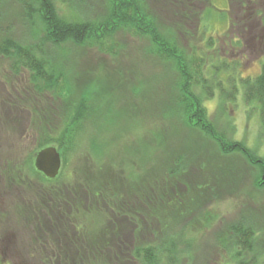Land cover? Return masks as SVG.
Masks as SVG:
<instances>
[{
  "label": "rangeland",
  "instance_id": "obj_1",
  "mask_svg": "<svg viewBox=\"0 0 264 264\" xmlns=\"http://www.w3.org/2000/svg\"><path fill=\"white\" fill-rule=\"evenodd\" d=\"M72 1L77 7L78 1ZM107 1L84 0V10L79 9L82 12L79 15L101 14L105 12ZM148 1L151 8L160 5L158 0ZM211 2L210 21L197 27L194 23L183 25L181 31L186 28L192 36L180 43L185 52L195 50L206 57L212 68L207 67L204 78L211 84L212 80L213 84L218 82L225 90L231 89V81H234L237 86L235 100L224 97L227 90L219 93L217 89H213L214 98L205 99L208 117L227 139L243 142L257 157L264 159V126L259 109L246 103L243 97V80L258 75L264 49L253 50L244 40L248 36L243 40L237 38V34L244 33L241 26L227 27L226 0ZM207 7L205 14H208ZM61 9L62 13H70L65 6ZM209 34H212L211 46L208 45ZM231 34L236 36L233 38ZM5 36L20 43L40 45L43 27L37 17L27 16L20 0H0V38ZM114 38L118 48L114 57L87 45L67 44L58 50L56 65L58 72L66 76V104H77L84 98L86 113L81 127L78 126L79 132L73 136L72 152L65 154L60 176L51 183L40 178L33 167L42 138L35 131L38 123H34L32 114L35 108L39 118L45 120V126L49 125L50 137L61 135L63 138L65 134L61 128L64 126L56 116L60 104L50 98V92L39 94L25 71L11 73L10 61L0 57V256L3 258L0 264H35L32 256L61 258L63 253L57 248L62 246H55L47 236L37 234L38 226L43 229L44 223L52 220L47 201L50 194L51 197L67 195L66 188L71 190L80 186L79 182L86 183L93 174L90 180L100 184L98 197L106 200H100V211L96 204H89L85 211L74 213L73 210L74 215L67 216L77 223L82 222V231H96L100 228V218L117 219L123 222V229L129 231L132 219L123 217L121 210L133 215L136 212L138 224L144 230L138 237L143 243L152 239L153 222L160 229L164 223L170 232L178 231L179 239L173 242L181 252L177 255L178 264H232L229 250L236 236L231 228L241 220L255 232L254 250L246 255L247 258L255 256L257 264H264V188L257 183L260 173L240 153L224 155L219 152L200 129L189 128L179 119H168L176 115L167 110L169 95H173L169 78L178 74L169 63H162L150 54L149 38L122 30L117 31ZM43 46L48 54L55 51L50 44ZM215 73H218L216 81ZM64 128L74 134V127ZM177 155L183 180L176 193L179 205L177 209L165 212L163 209L165 218H149L153 204L163 203L154 194L161 188L166 189L171 177L167 167L173 166L175 160L172 159ZM9 163L24 172V188L10 187L3 178ZM100 172L104 176L99 175ZM196 186L202 190H197ZM83 194L91 192L85 188ZM58 199H54L55 208L64 209L63 202ZM88 199L93 203L92 197ZM84 200L87 205V197L84 196ZM17 203L30 207L29 222H24L14 212ZM177 211L180 216L172 214ZM40 223L43 224L38 225ZM62 236L59 241L68 242ZM42 244L47 251L40 250ZM225 246L226 252L222 249Z\"/></svg>",
  "mask_w": 264,
  "mask_h": 264
},
{
  "label": "trees",
  "instance_id": "obj_2",
  "mask_svg": "<svg viewBox=\"0 0 264 264\" xmlns=\"http://www.w3.org/2000/svg\"><path fill=\"white\" fill-rule=\"evenodd\" d=\"M20 1L27 16L29 18L32 16L37 17L43 27L41 44H24L8 36L1 37L0 57L10 61L9 68L11 73L19 74L21 70L25 71L28 74L29 81L33 83L39 94L50 92V98H53V100L60 104L59 107L57 106L56 114L58 122L61 121V125L63 124L64 127H74V134L67 129L64 130L65 128L63 127L61 129L62 132L64 131L65 137L61 138V135L58 138L50 137L49 133L51 130L47 129L50 128L49 125L45 126V120L39 118L40 114L34 108L32 114L34 115V123H38V130L35 131H38L42 138L39 139L38 150L50 145L55 146L60 153L61 160L64 161L65 154L72 152L74 144L73 136L79 132L83 116L86 113L84 98L79 99L77 104H66V100L64 99L65 93L68 90L66 76L64 77L58 72L56 65V61H58L57 53L60 47L67 44L74 46L87 45L98 49L102 54L114 57L117 55L118 49L114 38L116 32L119 30L128 31L130 35L149 38L151 42L150 54L162 63H169L174 69L173 71L178 74L177 77L170 76L169 78L170 92L173 95H169L167 110L176 115H174V118L168 119H179L189 128L192 126L200 129L217 146L219 152L224 155L240 153L252 167L258 170L260 176L257 183L260 188H264V159L257 157L255 152L244 146L243 142L231 141L222 132L218 131L214 122L209 119L204 105L205 99L214 98V91L216 89L219 93L227 90L228 92L226 91L227 93H225L224 97L235 100L237 86L234 81H231V89L223 90L219 86L220 83L213 84L212 80L211 84L208 79L204 78L207 67L211 66L212 68L206 57L198 55L195 50L192 53L185 52L180 43L181 41H185L182 38L183 35L184 39L192 36L186 28L184 29L185 31H181L184 25L181 22L186 19H193L194 15L198 13L197 5H201L205 0H158L160 5L154 8L150 7L148 0H108L104 7L105 12L103 11L94 17H89L87 13L83 16L79 15V13H82L79 9L84 10V3H82L84 0H76L78 1L77 5L82 8H77L78 6L76 7L72 0ZM61 6H65L70 13H62ZM163 20L164 25L162 23ZM44 44H50L55 51L48 54L44 50ZM208 45H213V41L210 38ZM215 70L218 72V68L215 67ZM217 74L215 73V81ZM196 89H199V92H196ZM243 97L246 103L254 104L253 108L259 109L260 121L264 126V61L258 75L254 78L243 80ZM30 112H32L31 109ZM172 160H175V163L172 167H167L168 175L171 177L166 189H159L156 195L153 193L154 197L157 196L156 199L163 200V203L159 202L160 205L153 204V208L149 210V218L152 216L164 217L162 213L166 209H177L179 205L176 200V193H178L179 185L183 183L178 163L180 162V156L177 155ZM9 164L10 169L8 167L7 174H2L5 181L10 183L8 186L13 188L18 186L17 188L19 189L24 188V172L21 171L22 169L19 166ZM36 174L49 183L55 182L60 176L59 172L55 179L49 180L37 171ZM99 175L103 174L100 172ZM83 176L85 177L86 174ZM93 176H90L86 183H77L80 186L74 187L71 190L66 188L68 193L61 196L63 199L57 196L51 197L50 194L47 207L50 213L53 214V221L45 222L44 225L46 227L43 229H41V226H38L39 233L37 234L41 235V237L47 236L46 238L53 241L55 246L57 244L62 246L61 248H56L63 255L61 258L53 255H45L38 258L32 256V263L178 264L177 255L180 251L177 250L173 242L175 239H179V233L178 231L170 232V228H165L164 223H162L160 229L157 223L153 222L150 229L152 239L145 240V243H143L138 237L143 234L144 230L138 224L139 220L136 212L133 215L121 210L123 217L132 219L129 222V231L123 229V222L117 219L115 221L114 219L100 218V228H97L93 233H86L82 231V228H84L82 222L77 223L67 217L71 216V214L74 215L72 213L73 210L74 213L85 211L89 204L91 206L96 204L100 211V200L106 199H99L100 184H98L99 182L94 183L90 180ZM96 179L98 178L96 177ZM156 179V176L154 179L152 178L153 184H155ZM88 184L93 186L90 187ZM85 188L91 194L84 195L83 191H85ZM195 188L199 191L202 190L198 186ZM144 191L146 195L148 193L147 189ZM84 196L87 197L88 202V198L92 197L93 203L89 202L86 205ZM64 197L69 198V200H66ZM55 198H59L58 201L63 202L64 209L55 208L57 207V204L53 203ZM147 198L149 197L147 196ZM166 201L168 205H165ZM29 208L26 204L21 206L17 203L13 210L17 216L27 223L31 220V216L28 215L31 212ZM178 212L180 211H177V213L172 212V214L175 213L177 216H180L181 214ZM54 217L55 219H53ZM231 229L233 235L236 236L235 241L232 243L233 248L229 250L233 260L232 264H257L255 256L249 259L246 256L254 250V230L249 226H245L244 221L241 220ZM59 236L67 238L68 242L62 244L59 241ZM110 244H112V248H109ZM44 245L40 250L43 251L45 249L47 251ZM66 246L69 247L65 248ZM33 249L35 250V247ZM222 249L225 251L227 246L222 247ZM2 259L0 256V263Z\"/></svg>",
  "mask_w": 264,
  "mask_h": 264
},
{
  "label": "flooded vegetation",
  "instance_id": "obj_3",
  "mask_svg": "<svg viewBox=\"0 0 264 264\" xmlns=\"http://www.w3.org/2000/svg\"><path fill=\"white\" fill-rule=\"evenodd\" d=\"M211 4V0H205L201 7L198 4V13L194 15L193 19H186L181 23L186 26L194 23L197 27L199 24L202 25L210 21L209 8ZM205 6L208 9V14H205ZM192 7L195 8L194 6ZM225 16L227 27L231 29L241 26L244 30V33L237 34V36L231 34V37L234 38L236 36L243 40L245 36H248L244 40L250 43L249 45H251L253 50L264 49V0H226ZM182 38L184 39V35ZM208 38L212 40V34H209ZM109 248H112V244L109 245Z\"/></svg>",
  "mask_w": 264,
  "mask_h": 264
},
{
  "label": "water",
  "instance_id": "obj_4",
  "mask_svg": "<svg viewBox=\"0 0 264 264\" xmlns=\"http://www.w3.org/2000/svg\"><path fill=\"white\" fill-rule=\"evenodd\" d=\"M33 166L45 178L54 179L61 166L60 154L54 146L44 147L36 152Z\"/></svg>",
  "mask_w": 264,
  "mask_h": 264
}]
</instances>
